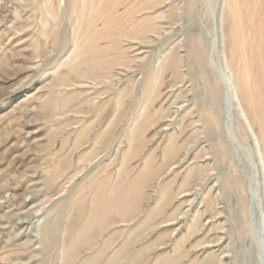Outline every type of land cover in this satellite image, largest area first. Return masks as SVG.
<instances>
[{
    "label": "rangeland",
    "instance_id": "rangeland-1",
    "mask_svg": "<svg viewBox=\"0 0 264 264\" xmlns=\"http://www.w3.org/2000/svg\"><path fill=\"white\" fill-rule=\"evenodd\" d=\"M0 264H264V0H0Z\"/></svg>",
    "mask_w": 264,
    "mask_h": 264
},
{
    "label": "bare ground",
    "instance_id": "bare-ground-1",
    "mask_svg": "<svg viewBox=\"0 0 264 264\" xmlns=\"http://www.w3.org/2000/svg\"><path fill=\"white\" fill-rule=\"evenodd\" d=\"M238 44V43H237ZM14 72V71H13Z\"/></svg>",
    "mask_w": 264,
    "mask_h": 264
}]
</instances>
